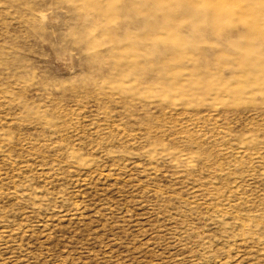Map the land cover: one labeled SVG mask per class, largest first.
<instances>
[{
	"label": "rangeland",
	"instance_id": "374dc122",
	"mask_svg": "<svg viewBox=\"0 0 264 264\" xmlns=\"http://www.w3.org/2000/svg\"><path fill=\"white\" fill-rule=\"evenodd\" d=\"M0 264H264V0H0Z\"/></svg>",
	"mask_w": 264,
	"mask_h": 264
}]
</instances>
